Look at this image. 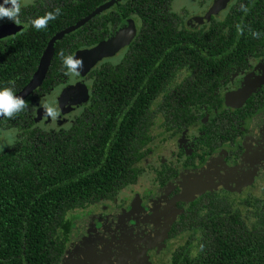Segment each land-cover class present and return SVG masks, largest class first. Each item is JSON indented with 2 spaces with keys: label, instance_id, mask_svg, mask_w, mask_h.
<instances>
[{
  "label": "flooded vegetation",
  "instance_id": "flooded-vegetation-1",
  "mask_svg": "<svg viewBox=\"0 0 264 264\" xmlns=\"http://www.w3.org/2000/svg\"><path fill=\"white\" fill-rule=\"evenodd\" d=\"M133 1L122 0L61 39L90 26L86 45L77 51L78 54L119 35L126 23H129V33L132 34L123 47L82 74L75 72L73 60L66 85L48 94L36 95L35 126L56 132L69 129L76 120L86 117L90 112L95 77L109 68L115 82L126 85L144 83L146 87H141L140 92L148 100L140 111L144 110L149 117V125L134 157L135 160L141 159L131 164L130 170L128 168V171L139 173L137 181L123 188L111 200L74 212L73 233L80 224H89L87 218L93 221L88 231L106 221L112 224L133 222L134 232L140 219L133 218L131 214L144 210L150 214L144 213V217L147 215L146 224L140 234L132 238V232L127 237L125 245L128 247L124 249L129 250V254L122 256L123 264H140L146 256V264H173L176 251L189 259L195 256L192 250L198 249L204 221L218 217L227 206L250 209L264 201V36L261 40L249 41V45L237 37V45L233 46L229 35L233 31L232 26L239 32L245 25L254 26L264 33V0H170L169 10L181 17L175 32L177 38L170 40L160 58L153 45H149L150 50H145L141 56L144 60L131 54L134 47H139L135 42L141 33L142 22L137 15L124 14L121 18L122 13L119 12L120 24L108 34H104L102 26L96 25L95 28L90 25L96 17H103L110 10ZM18 2V22L14 23L7 17L0 19V26L21 28L20 32L7 38L27 31L34 19H43L45 8L52 11L46 13L54 14L56 8L59 11L69 8L72 0ZM30 8L34 10L30 11ZM95 30L100 39L89 45V32ZM104 35L108 37L104 38ZM252 50L254 53L250 54ZM77 84L83 85L86 97L83 94L81 107L62 115L59 102L63 92ZM48 100L54 101L58 107L40 122L38 110L42 102ZM38 123L45 126L40 127ZM15 138L14 132L11 145L0 149V153L12 148ZM0 140L5 145L2 135ZM121 140L122 137L115 133L109 142L114 145ZM122 170L127 171L125 163ZM216 208H219L218 212ZM154 211H157L156 215L150 217ZM127 213L131 216L128 217ZM160 216L161 223L162 218H166V228L165 233L156 239L163 241L156 248L148 247L145 253L130 250L129 247L142 239L152 220ZM177 228L194 229L177 233ZM72 237L69 247L74 242ZM130 239H133L132 245L128 243ZM118 254L110 264L119 262ZM135 257L138 258L130 259Z\"/></svg>",
  "mask_w": 264,
  "mask_h": 264
},
{
  "label": "trees",
  "instance_id": "trees-1",
  "mask_svg": "<svg viewBox=\"0 0 264 264\" xmlns=\"http://www.w3.org/2000/svg\"><path fill=\"white\" fill-rule=\"evenodd\" d=\"M110 1L72 0L69 8L59 11L51 21L47 19L44 27L38 29L31 23L18 36L0 40V86L13 87L15 94L21 92L32 80L53 36ZM169 2H127L96 17L90 25L102 26L104 34H108L120 24L119 12L121 18L135 14L142 25L135 42L139 47H134L131 54L144 60L141 56L153 45L160 58L170 40L177 38L175 32L181 20L171 13ZM46 12L52 11L45 8L43 19L47 18ZM88 28L56 44L48 74L37 92L25 101L22 111L0 121V135L11 138L10 132L16 133L15 145L0 153V264H61L71 241L74 212L111 200L137 181L139 173L128 168L141 159L134 157L149 125V117L140 111L148 100L140 92L141 87H146L144 83L115 82L109 68L95 77L86 117L56 132L35 126L36 95L67 84L74 55L86 45ZM235 28L232 26L229 32L233 46L237 45V37L249 45V41L264 36L254 26L245 25L239 32ZM89 39V45H93L100 35L90 31ZM9 81L14 84L9 85ZM46 102L50 110L58 107L52 100ZM115 133L122 140L114 146L109 140ZM124 163L127 171L122 170ZM253 206H227L218 217L204 221L198 249L192 250L195 256L189 259L176 251L173 264H264V201ZM193 229L177 228L176 232Z\"/></svg>",
  "mask_w": 264,
  "mask_h": 264
},
{
  "label": "water",
  "instance_id": "water-1",
  "mask_svg": "<svg viewBox=\"0 0 264 264\" xmlns=\"http://www.w3.org/2000/svg\"><path fill=\"white\" fill-rule=\"evenodd\" d=\"M121 1L122 0H112L104 4L75 27L67 29L54 37L49 42L32 80L16 95L22 97L24 101H26L41 86L50 67L54 55V46L57 41L83 26L96 15L119 4ZM20 31L21 28L14 25L0 26V40L15 35ZM121 31L122 32L119 35L111 38L107 42L89 51L76 54L74 58L75 71L84 73L83 71H87V69L94 66L101 59L114 54L118 49L123 47L126 39L129 37L130 39L132 38V34L129 33V23H126ZM81 61L83 66L78 67L79 62ZM83 94L84 90L82 84H77L74 87L65 89L59 102L62 115L81 107V102H83L82 100L84 99ZM5 117L6 116H0V121ZM160 218L161 216L152 220L150 227L142 235V239H138V242L135 245L133 244L131 248L129 247L130 250L134 249L145 253L146 249L150 247L154 241L159 239H156V237L165 233L166 218H162V223L160 222ZM89 221L90 220H87L86 222L89 223ZM134 225L135 223L133 222L112 224L103 221V223L101 222V224L91 228L89 231L86 229V232H84L82 238L77 242V245L73 246L72 244V246L70 245L67 249L61 264H110L119 251L128 247L125 243L127 237L132 234Z\"/></svg>",
  "mask_w": 264,
  "mask_h": 264
},
{
  "label": "clouds",
  "instance_id": "clouds-1",
  "mask_svg": "<svg viewBox=\"0 0 264 264\" xmlns=\"http://www.w3.org/2000/svg\"><path fill=\"white\" fill-rule=\"evenodd\" d=\"M20 4L18 0H0V19L7 17L12 22H18ZM59 14V10L55 14L47 13V19H54L55 15ZM47 19H39L32 21L36 28H42L46 25ZM82 61L78 67H82ZM9 85L14 84V81H9ZM25 108V101L22 97L15 94L13 87L0 86V116L11 118L14 114L22 111Z\"/></svg>",
  "mask_w": 264,
  "mask_h": 264
},
{
  "label": "rangeland",
  "instance_id": "rangeland-1",
  "mask_svg": "<svg viewBox=\"0 0 264 264\" xmlns=\"http://www.w3.org/2000/svg\"><path fill=\"white\" fill-rule=\"evenodd\" d=\"M76 73H78V74H80L81 72H77V71H75ZM82 74V73H81ZM84 94L86 95V92H85V90H84ZM86 100V99H85ZM43 103V105H41V108H40V110H38V113H37V116H38V121L40 120V122L42 121V120H44V119H46V116L45 115H51V113H50V109H49V106H47V102L45 101V102H42ZM58 103V102H57ZM83 103V102H82ZM53 104H55V103H53ZM83 105V104H82ZM39 125H40V127H43V126H45V125H43V123H38ZM14 133V132H13ZM7 138H9V139H7ZM11 138H12V136H11ZM11 138L10 137H3V139L6 141V143H5V145L2 143V141L0 140V149H7L10 145H11V142H12V140H11ZM2 143V144H1ZM262 176V175H261ZM201 193H203L202 191H200V194ZM128 211H130V210H128ZM156 212L157 211H154L153 212V214H152V216H150V217H153V216H155L156 215ZM144 213H146L147 215H149L150 213H148V212H144V210L143 211H140L139 212V214L138 213H133V214H131V215H133L132 217L133 218H139L140 219V222L138 223V225H137V227L135 228V231L133 232V234H132V238H135V237H137L139 234H140V232H141V230H142V228H143V226L146 224H144V221L146 220V217H147V215H146V217H144ZM129 213H127V216L128 217H130L131 216ZM138 215H139V217H138ZM80 217H83V216H81L80 215ZM117 218H121V217H117ZM113 219H116V218H114L113 217ZM87 220H89V218H87L86 219V221ZM88 223V222H87ZM91 223H93V221L92 220H90L89 221V224L87 225V226H85V224L83 223V224H80L78 227H76V228H74V233H73V237H72V240L74 241L73 242V246H75V245H77V242L82 238V236L84 235V232H86L85 230L88 228H90L91 227ZM94 224H96V223H94ZM98 224V223H97ZM93 226V225H92ZM131 240H133V239H130V241H128V243L129 244H131L132 242H131ZM160 240V239H159ZM159 240H158V242L157 241H154L152 244H151V247H155L156 248V246L159 244V243H161L163 240L161 239L160 240V242H159ZM71 246H72V244H71ZM126 246H128V244H126ZM159 248L161 247V245H159L158 246ZM129 254V250H125V249H123L119 254H118V256H117V259H118V261L120 262V264H123V262H122V260H121V258H122V256H124V255H128ZM138 257H135V258H130V259H132V260H135V259H137ZM148 260H147V256L145 257V260L144 261H142L140 264H146V263H144V262H147ZM119 262H114V264H119Z\"/></svg>",
  "mask_w": 264,
  "mask_h": 264
}]
</instances>
